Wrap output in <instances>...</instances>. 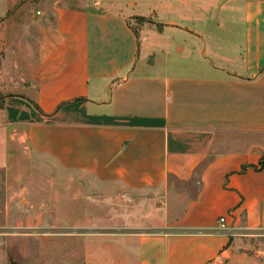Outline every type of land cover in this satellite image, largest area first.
Listing matches in <instances>:
<instances>
[{"label":"crops","instance_id":"crops-1","mask_svg":"<svg viewBox=\"0 0 264 264\" xmlns=\"http://www.w3.org/2000/svg\"><path fill=\"white\" fill-rule=\"evenodd\" d=\"M26 152L40 264H264V0H0L11 182Z\"/></svg>","mask_w":264,"mask_h":264},{"label":"rangeland","instance_id":"rangeland-1","mask_svg":"<svg viewBox=\"0 0 264 264\" xmlns=\"http://www.w3.org/2000/svg\"><path fill=\"white\" fill-rule=\"evenodd\" d=\"M198 8L197 12H201ZM228 13H224L223 16ZM199 25L196 23L195 26ZM210 24L208 23L207 26ZM231 26L230 21L224 22V29L222 33L228 32V28ZM216 36V34H214ZM228 36V33H226ZM226 36V37H227ZM235 43H238V38H235ZM241 45V44H240ZM232 47V43H227L226 50ZM171 63H175L174 66L170 65L171 68L169 72H178L183 75H197L201 72V69L194 68V66H182L176 62H180L178 58H171ZM190 64H198V61H189ZM158 68L156 71H160ZM41 164V166H38ZM46 164V166H45ZM18 168L15 169V175L13 176L14 181L11 182L10 174L7 175L4 169H0V264H40L37 259L34 258L35 252L42 253V245L39 244L38 247L30 243L33 239L46 238V237H56L60 233L64 232L62 230H42L36 229L32 230L27 224L28 215L26 209L29 203L32 202L34 191L29 190L32 184L29 182V176L34 173V170L38 173H43L45 175H50L53 180H57L58 170L52 163H40L35 157L30 156L27 152L20 157L18 161ZM38 166V167H37ZM18 179L17 181H15ZM53 187L51 189H62L66 186L67 190L73 189L75 183L66 182L59 183L56 181L51 184ZM34 186V185H33ZM70 189V190H71ZM85 189V186H84ZM30 192V193H29ZM17 194L15 199H11V196ZM11 206L16 207L18 214L10 213ZM8 208V211L5 209ZM29 249L30 253H27Z\"/></svg>","mask_w":264,"mask_h":264},{"label":"built area","instance_id":"built-area-1","mask_svg":"<svg viewBox=\"0 0 264 264\" xmlns=\"http://www.w3.org/2000/svg\"><path fill=\"white\" fill-rule=\"evenodd\" d=\"M37 14H38V12H37ZM223 222H224V219H223V218H220V219H219V223H220V224H223Z\"/></svg>","mask_w":264,"mask_h":264}]
</instances>
